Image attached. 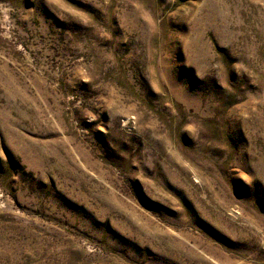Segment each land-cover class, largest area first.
Masks as SVG:
<instances>
[{
	"label": "rangeland",
	"instance_id": "374dc122",
	"mask_svg": "<svg viewBox=\"0 0 264 264\" xmlns=\"http://www.w3.org/2000/svg\"><path fill=\"white\" fill-rule=\"evenodd\" d=\"M0 264H264V0H0Z\"/></svg>",
	"mask_w": 264,
	"mask_h": 264
}]
</instances>
